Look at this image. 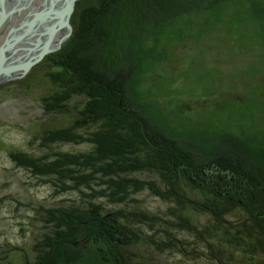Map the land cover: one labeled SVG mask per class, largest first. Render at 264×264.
<instances>
[{"label":"rangeland","instance_id":"rangeland-1","mask_svg":"<svg viewBox=\"0 0 264 264\" xmlns=\"http://www.w3.org/2000/svg\"><path fill=\"white\" fill-rule=\"evenodd\" d=\"M49 2L0 0V44L13 28L11 24L15 28L20 26ZM93 3L95 0H75L68 21L70 29L61 27L57 31L60 38L68 32L67 36L59 46L51 41L49 51L26 74L11 78L0 76V264H108L101 259L99 248L93 242L86 246L64 243L60 255L41 246L45 238L51 241L50 232L60 226L50 221H55L57 216L51 217L46 209L69 205L72 201L80 204L81 196L76 189L60 192L57 177L35 175L30 167L32 162L27 163L21 156L11 159L8 153L14 149L41 156L91 149L86 142L49 144L42 139L47 123L40 118L44 113L40 96L47 94L49 88L44 75L52 74V65L59 61V53L67 55L64 48L70 47L72 34L78 32V21H84L85 9ZM151 3L139 11L122 10L115 24L114 19L109 23L116 33L115 44L123 46L128 52L126 55L138 53L140 56L130 86L145 115L181 140L195 143L205 151L227 144L228 148L237 146L235 149L241 154L249 152L258 158L259 150H264V0H191L181 6L164 1L162 7H153ZM60 9L54 11L52 20L46 17L45 23L29 30L26 26L19 29L20 33L28 30V40L10 48L7 63L17 64L38 54V51L28 52L30 42L47 39L49 26L59 19ZM3 16L6 19L1 22ZM97 22H101L97 17L90 22L95 29ZM133 25L139 29L137 36L133 28L129 29ZM114 46H109L105 57L111 63H122L123 59H116L121 53ZM76 49L83 48L75 46ZM4 56L5 52L2 59ZM71 102L77 100L73 98ZM65 117H54L58 119L56 124H62ZM134 175L151 180L157 176L145 172ZM154 180L163 186L159 179ZM129 197L133 201L129 200L127 206L109 204L108 207H126L130 211L146 209L163 220L176 221L167 212L170 202L149 190L134 192ZM198 219L202 223L207 221L202 215ZM149 223L137 222L142 232L139 231L138 241L128 248L136 257L126 264H208L206 258L191 254L194 249L206 251L203 241H197L194 234L185 230H175L184 250L170 251L163 247L159 251L153 240L155 236H162L160 231L154 233L161 221ZM99 228L110 231L101 224ZM97 231V239L102 238L103 231ZM119 234L122 236L121 231Z\"/></svg>","mask_w":264,"mask_h":264},{"label":"trees","instance_id":"trees-1","mask_svg":"<svg viewBox=\"0 0 264 264\" xmlns=\"http://www.w3.org/2000/svg\"><path fill=\"white\" fill-rule=\"evenodd\" d=\"M164 1L181 6L191 0H95L85 9L84 21H78L70 47L64 48L67 55L59 53L52 74L44 75L49 88L40 96L44 109L40 118L47 123L42 139L49 144L86 142L91 149L41 156L14 149L8 152L11 159L21 156L32 162L35 175L57 177L60 192L76 189L81 196L80 204L72 201L46 209L51 217L57 216L50 221L60 226L50 232L51 241L45 238L39 244L60 255L64 243L86 246L93 242L105 263L126 264L136 257L128 248L142 232L137 222L161 221L154 233L160 231L162 236L153 240L159 251L163 247L184 250L182 240L175 236V230L181 229L203 241L206 251L194 249L191 254L206 258L208 264H264V150H259L257 158L249 152L239 153L237 146L221 144L205 151L187 143L145 115L130 86L140 56L126 55L124 47L115 44L116 33L109 23L114 19L115 24L122 10L139 11L151 2L153 7H162ZM96 17L101 20L97 29L90 23ZM132 28L139 35V29ZM112 45L119 48L121 55L116 59H123L122 63L106 59ZM75 46L83 49L75 50ZM75 53L81 57H74ZM73 98L76 103L71 102ZM55 115L66 116L62 124H56ZM141 172L157 175L153 178L163 186L134 175ZM143 189L170 202L167 212L176 221L163 220L146 209L108 207L127 206L133 201L129 196ZM200 215L207 219L205 223L198 219ZM100 224L110 231L101 230ZM95 230L103 231L102 238L97 239L100 233Z\"/></svg>","mask_w":264,"mask_h":264},{"label":"water","instance_id":"water-1","mask_svg":"<svg viewBox=\"0 0 264 264\" xmlns=\"http://www.w3.org/2000/svg\"><path fill=\"white\" fill-rule=\"evenodd\" d=\"M57 1H61V0H50L49 3H47L44 8L40 11H35L32 16L30 18H26L23 24H21L18 28H11L8 32L7 35L4 39V41L0 44V52H5V56L2 59V53H0V76H10L11 77H15V76H21L26 74V72L30 69V67L35 64L36 62L40 61L43 56L49 51V47L51 45V41L53 38V33L56 30V28H60L59 25L62 22H65V26L68 27L70 29V25L68 24L69 21V17L71 12L74 9V4H75V0H63L64 5H62L61 7V13H60V17L59 19L55 20L52 22V24L49 26V30L47 32L48 37L45 41H42L41 39H37L35 42H30L31 43V47L28 48V52H36L38 51V54L34 56L29 57V59H27L26 61H22L20 63H7V58H8V51L10 50V48L12 46H14V44L20 42V41H26L28 39V35L27 32L28 30L34 25V23L36 21L42 20L46 17H48V19L50 18L52 20L55 12L53 11V8H55V3ZM6 19L5 16H3L1 18V22L4 21ZM26 26V29H28L27 31L25 30V32L20 33L19 31L22 29V27ZM20 29V30H19ZM64 34V33H63ZM68 32L65 33L63 35V37H59L57 38L56 41V45L59 46L61 41L65 39V37L67 36ZM54 41V42H55ZM24 54V53H23ZM22 54V55H23ZM5 63V66H4ZM12 74V75H11Z\"/></svg>","mask_w":264,"mask_h":264},{"label":"bare ground","instance_id":"bare-ground-1","mask_svg":"<svg viewBox=\"0 0 264 264\" xmlns=\"http://www.w3.org/2000/svg\"><path fill=\"white\" fill-rule=\"evenodd\" d=\"M58 4H59V5H58ZM61 4L64 5L63 2H59V1H57V2L55 3V8H53V11L56 12L57 9H60L61 7L59 8V6H60ZM18 5H19V4H18ZM56 5H57V6H56ZM62 5H61V6H62ZM3 8H4V7H3ZM14 17H15V16H14ZM8 18H9V17H8ZM46 20H48V19H46ZM46 20H43V19H42V20L36 21V22H35L36 24L34 23L33 27H34V26L36 27L37 24H40V23L43 22V21H44V23H45ZM42 26H43V25H42ZM59 27H60V28L63 27V29H65V30H66V28H67V27L65 26V22H62V23L59 25ZM60 28H56V30L54 31V33H53V38H52V42H54L55 39L59 38V36L61 35V34L59 35L58 32H57L58 30H60ZM64 32H65V31H64ZM64 32H63V33H64ZM18 43H19V42H18ZM18 43H16V44H18ZM16 44H14V46H15ZM14 46H12L11 48H14ZM4 66H5V65H4ZM211 149H212V148H211Z\"/></svg>","mask_w":264,"mask_h":264},{"label":"flooded vegetation","instance_id":"flooded-vegetation-1","mask_svg":"<svg viewBox=\"0 0 264 264\" xmlns=\"http://www.w3.org/2000/svg\"><path fill=\"white\" fill-rule=\"evenodd\" d=\"M12 25V27L15 29V27L13 26V24H11ZM19 27V26H18ZM18 27H16V28H18ZM11 29V28H10ZM20 32V31H19ZM28 40V39H27ZM20 47H22V46H20ZM9 56V55H8Z\"/></svg>","mask_w":264,"mask_h":264}]
</instances>
